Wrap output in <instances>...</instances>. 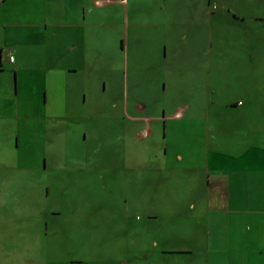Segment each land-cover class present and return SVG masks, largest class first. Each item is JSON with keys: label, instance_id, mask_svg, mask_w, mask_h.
Segmentation results:
<instances>
[{"label": "crops", "instance_id": "crops-1", "mask_svg": "<svg viewBox=\"0 0 264 264\" xmlns=\"http://www.w3.org/2000/svg\"><path fill=\"white\" fill-rule=\"evenodd\" d=\"M102 5L115 12L104 23L100 65L92 51L102 22L93 10ZM48 25H58L57 37ZM256 73H264V0H0V172L17 166L20 112L29 117L20 99L47 102L54 74L64 103L72 101L83 74L85 91L107 84L119 107L97 119L111 127L116 168L161 171L141 180L156 192L123 194L143 202L145 218L170 212L168 224L141 227L146 242L129 263L264 264V96L250 81ZM103 151H82L79 168L100 167ZM75 181L62 183L65 195L81 185Z\"/></svg>", "mask_w": 264, "mask_h": 264}, {"label": "rangeland", "instance_id": "rangeland-1", "mask_svg": "<svg viewBox=\"0 0 264 264\" xmlns=\"http://www.w3.org/2000/svg\"><path fill=\"white\" fill-rule=\"evenodd\" d=\"M111 7L102 5L93 10L94 17L102 22L93 32L96 50L92 51L100 65L106 58L103 46L108 33L104 23L115 12ZM47 30L57 37L58 25H48ZM54 60L53 55L51 62ZM256 64L263 63L256 60ZM251 75L257 77L250 81L264 96V73ZM84 81L81 74L77 87L80 91L76 90L72 101L66 103L59 90L60 77L54 74L48 84L47 102L40 104L42 95L27 102L20 99V107L28 110L29 117L22 118L25 112H20L23 124L19 126V145L14 154L16 168L0 172V264H128L132 258H139L146 242L141 227L146 224L153 228L170 221V212L159 219L145 218V207L140 205L143 202L123 201L124 193L156 192L141 180L158 178L161 171L116 168V152L110 157L107 148L113 140L111 127L106 123L100 127L97 121L101 119H97L116 113L119 107L113 105L107 84L98 81L87 92ZM21 130L26 133L23 135ZM97 146L104 149L98 158L100 167L80 169L77 163L87 160L82 151L90 156ZM59 161L66 162L68 168H60ZM164 173L162 177L167 176ZM75 179L81 185H70L73 193L65 195L62 183Z\"/></svg>", "mask_w": 264, "mask_h": 264}, {"label": "built area", "instance_id": "built-area-1", "mask_svg": "<svg viewBox=\"0 0 264 264\" xmlns=\"http://www.w3.org/2000/svg\"><path fill=\"white\" fill-rule=\"evenodd\" d=\"M210 5H211L212 8H214V7H215V2H214V1H211ZM8 59H9L10 61H12L13 58H12L11 55H9V56H8Z\"/></svg>", "mask_w": 264, "mask_h": 264}]
</instances>
